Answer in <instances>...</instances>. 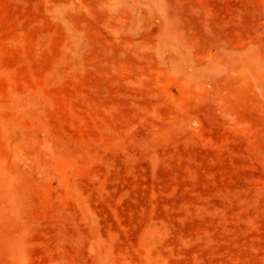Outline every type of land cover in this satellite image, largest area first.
<instances>
[{"label": "rangeland", "instance_id": "374dc122", "mask_svg": "<svg viewBox=\"0 0 264 264\" xmlns=\"http://www.w3.org/2000/svg\"><path fill=\"white\" fill-rule=\"evenodd\" d=\"M0 264H264V0H0Z\"/></svg>", "mask_w": 264, "mask_h": 264}]
</instances>
